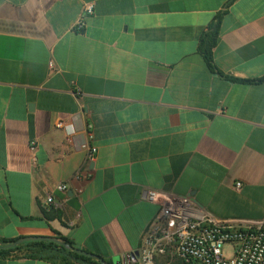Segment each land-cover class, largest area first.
Returning a JSON list of instances; mask_svg holds the SVG:
<instances>
[{"label":"crops","instance_id":"obj_1","mask_svg":"<svg viewBox=\"0 0 264 264\" xmlns=\"http://www.w3.org/2000/svg\"><path fill=\"white\" fill-rule=\"evenodd\" d=\"M219 12L211 71L197 46ZM84 120L98 151L75 178ZM147 189L264 220V0H0V239L61 235L133 264Z\"/></svg>","mask_w":264,"mask_h":264},{"label":"built area","instance_id":"obj_2","mask_svg":"<svg viewBox=\"0 0 264 264\" xmlns=\"http://www.w3.org/2000/svg\"><path fill=\"white\" fill-rule=\"evenodd\" d=\"M84 11L91 12V6L87 5ZM82 25L81 19L77 27ZM49 66L52 68L54 65L49 62ZM80 113L83 114L81 109ZM54 126L65 130L66 140L72 142L76 128L71 122L57 118ZM77 146L84 152L86 168L78 170L75 178H88L91 176L88 166L93 163L98 151L94 144L93 126L88 120H84ZM35 149V142L30 141L32 158ZM67 187L63 182L54 186L62 192ZM239 187L238 182L236 188ZM144 198L159 207L142 232L133 264H157V259L162 256L165 258L163 264H264V220L219 219L200 207L191 196L162 195L147 189ZM43 202L45 205L52 204V194L48 193Z\"/></svg>","mask_w":264,"mask_h":264},{"label":"trees","instance_id":"obj_3","mask_svg":"<svg viewBox=\"0 0 264 264\" xmlns=\"http://www.w3.org/2000/svg\"><path fill=\"white\" fill-rule=\"evenodd\" d=\"M220 18L221 12L217 13L213 20L206 26L199 38L197 46L198 53L202 56L211 71L216 70L213 63L212 50L219 33ZM230 79L239 80L236 78ZM58 237L65 243L75 247L74 243L69 238L61 235H58ZM10 241L13 240L0 239V256L40 258L58 264H100L95 258L84 256L73 248H68L51 240H28L13 247H3V244ZM106 263L112 264L110 260H106Z\"/></svg>","mask_w":264,"mask_h":264},{"label":"water","instance_id":"obj_4","mask_svg":"<svg viewBox=\"0 0 264 264\" xmlns=\"http://www.w3.org/2000/svg\"><path fill=\"white\" fill-rule=\"evenodd\" d=\"M28 240H51L54 241L58 244L64 245L68 248H73L74 250H76L78 253L90 257V258H95L96 260L99 261L100 264H107L106 260L98 254H95L93 252L81 249V248H77L74 246H71L67 243H65L62 239H60L58 236H22L19 237L17 239H14L13 241H10L8 243L3 244V247H13L16 246L17 244H20L21 242L24 241H28ZM113 260V264H122L123 263V258L122 256H115L114 258H112Z\"/></svg>","mask_w":264,"mask_h":264},{"label":"rangeland","instance_id":"obj_5","mask_svg":"<svg viewBox=\"0 0 264 264\" xmlns=\"http://www.w3.org/2000/svg\"><path fill=\"white\" fill-rule=\"evenodd\" d=\"M228 248V245L226 246ZM229 251V250H228Z\"/></svg>","mask_w":264,"mask_h":264}]
</instances>
